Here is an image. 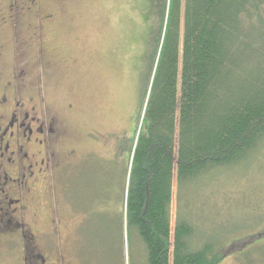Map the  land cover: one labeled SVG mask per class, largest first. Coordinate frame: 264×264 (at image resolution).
<instances>
[{
	"label": "rangeland",
	"instance_id": "374dc122",
	"mask_svg": "<svg viewBox=\"0 0 264 264\" xmlns=\"http://www.w3.org/2000/svg\"><path fill=\"white\" fill-rule=\"evenodd\" d=\"M150 2L0 0L2 64L8 70L23 66L29 100L42 106L49 119H56L62 135L57 163H83L82 175L69 180L73 192L71 210L63 221L67 230L60 224L62 240L79 245L81 256L73 255V264L80 260L82 264H148L138 234H131L128 250L122 247L118 226L126 157L160 27V11L149 9ZM11 11L19 13L15 20L9 18ZM12 25L21 27L16 39L29 42L27 47L15 50ZM119 147L125 151L120 166L113 161L107 164ZM43 189L41 197L30 201L31 210L24 217L35 234H47L52 228L51 199L47 186ZM183 217L195 229L190 240L194 248L222 242L227 250L235 238L246 242L264 233V146L242 165L215 169L190 185L180 188L175 178L172 235ZM2 248L0 240V264H19L18 252ZM221 264L242 263L231 254Z\"/></svg>",
	"mask_w": 264,
	"mask_h": 264
},
{
	"label": "trees",
	"instance_id": "16d2710c",
	"mask_svg": "<svg viewBox=\"0 0 264 264\" xmlns=\"http://www.w3.org/2000/svg\"><path fill=\"white\" fill-rule=\"evenodd\" d=\"M152 8L160 27L126 157L122 247L129 250L136 232L148 264H221L231 254L264 263V233L235 238L226 250L222 242L194 248L195 229L184 217L171 229L175 178L180 188L190 185L264 146V0H151ZM121 153L107 164L120 166Z\"/></svg>",
	"mask_w": 264,
	"mask_h": 264
},
{
	"label": "flooded vegetation",
	"instance_id": "af4514ba",
	"mask_svg": "<svg viewBox=\"0 0 264 264\" xmlns=\"http://www.w3.org/2000/svg\"><path fill=\"white\" fill-rule=\"evenodd\" d=\"M19 13L10 12L15 20ZM19 26L10 33L15 50L27 47L16 39ZM36 37V36H35ZM38 39V36L36 37ZM4 47L0 45V56ZM8 70L0 57V240L2 249L21 255L19 264H73L80 255L79 245L63 241L61 226L67 230L65 214L71 210L70 177L79 178L83 163L74 165L58 161L62 139L56 119H49L42 106L29 100L24 88L27 75L23 66ZM4 76V78L2 77ZM3 87L5 90L3 91ZM86 159V156L83 157ZM74 175V176H72ZM47 186L51 199L52 228L47 234H35L24 217L30 212V201L42 196ZM39 194L36 192L39 190ZM44 192L46 188L43 189ZM62 217V218H60ZM18 219L20 221H18ZM68 232V231H67ZM79 253V255H78ZM81 256V255H80ZM82 264V261H79Z\"/></svg>",
	"mask_w": 264,
	"mask_h": 264
}]
</instances>
